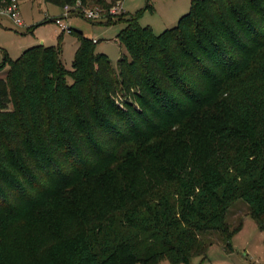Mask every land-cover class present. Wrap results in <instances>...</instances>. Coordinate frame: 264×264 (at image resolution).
Instances as JSON below:
<instances>
[{
    "label": "trees",
    "instance_id": "trees-1",
    "mask_svg": "<svg viewBox=\"0 0 264 264\" xmlns=\"http://www.w3.org/2000/svg\"><path fill=\"white\" fill-rule=\"evenodd\" d=\"M122 16L97 22L126 24L118 73L81 32L73 71L44 45L0 65V264H191L207 232L233 250L240 200L264 231V0Z\"/></svg>",
    "mask_w": 264,
    "mask_h": 264
},
{
    "label": "rangeland",
    "instance_id": "rangeland-1",
    "mask_svg": "<svg viewBox=\"0 0 264 264\" xmlns=\"http://www.w3.org/2000/svg\"><path fill=\"white\" fill-rule=\"evenodd\" d=\"M148 4L153 8H148ZM191 4L192 0H125V14L122 19L139 15V23L142 26H150L155 34H161L175 27L180 18L189 13ZM61 13V7L45 0H25L20 2L23 26H17L8 16L0 15V65L5 56L17 60L23 51L44 45L60 47L65 68L73 71V62L79 47L78 34L82 32L83 36L99 41V44H96L97 51L108 55L118 73V61L128 55L125 47L117 40L126 24H97L82 15H74L63 21L71 31L63 32L55 20H52ZM118 18L112 20L117 21ZM8 68L1 73L2 78H5ZM67 80L72 82L70 77ZM122 99V95L118 96L119 101ZM227 221L233 228L243 224L242 230L231 242L233 250L226 251L227 241L219 233L207 232L204 235L210 244L207 257H195L191 264H264V231L258 228L248 204L240 200L232 205L227 214ZM159 264L171 262L165 260Z\"/></svg>",
    "mask_w": 264,
    "mask_h": 264
},
{
    "label": "built area",
    "instance_id": "built-area-1",
    "mask_svg": "<svg viewBox=\"0 0 264 264\" xmlns=\"http://www.w3.org/2000/svg\"><path fill=\"white\" fill-rule=\"evenodd\" d=\"M124 1L125 0H109L108 9H104L99 6L91 8L83 7L82 4L78 2L75 6L64 7L63 13L60 16L56 17L54 20L63 32L71 31V28L64 24L63 21L65 19L74 15H82L94 22L107 21L109 17L114 19L116 17H119L120 15L125 14ZM0 15L8 16L17 26L21 27L24 25L20 14V2L18 0H9L4 7L0 8Z\"/></svg>",
    "mask_w": 264,
    "mask_h": 264
},
{
    "label": "crops",
    "instance_id": "crops-1",
    "mask_svg": "<svg viewBox=\"0 0 264 264\" xmlns=\"http://www.w3.org/2000/svg\"><path fill=\"white\" fill-rule=\"evenodd\" d=\"M107 1H109V0H107ZM62 14V13H61ZM84 35V34H83ZM93 41L95 42V41H97V39H93ZM97 45L99 44V41H97V42H95ZM79 45H80V42H79ZM106 54V53H105ZM258 226V225H257ZM259 228V227H258ZM260 229V228H259Z\"/></svg>",
    "mask_w": 264,
    "mask_h": 264
},
{
    "label": "water",
    "instance_id": "water-1",
    "mask_svg": "<svg viewBox=\"0 0 264 264\" xmlns=\"http://www.w3.org/2000/svg\"><path fill=\"white\" fill-rule=\"evenodd\" d=\"M82 33V32H81Z\"/></svg>",
    "mask_w": 264,
    "mask_h": 264
}]
</instances>
